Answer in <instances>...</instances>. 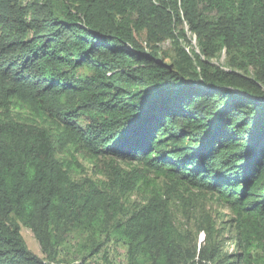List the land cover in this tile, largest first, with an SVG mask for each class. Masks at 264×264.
Instances as JSON below:
<instances>
[{"label":"trees","instance_id":"trees-1","mask_svg":"<svg viewBox=\"0 0 264 264\" xmlns=\"http://www.w3.org/2000/svg\"><path fill=\"white\" fill-rule=\"evenodd\" d=\"M109 244L125 264H264V0H0V264Z\"/></svg>","mask_w":264,"mask_h":264},{"label":"rangeland","instance_id":"rangeland-1","mask_svg":"<svg viewBox=\"0 0 264 264\" xmlns=\"http://www.w3.org/2000/svg\"><path fill=\"white\" fill-rule=\"evenodd\" d=\"M188 39L190 40V45L187 46L181 43L182 47L191 55V53L198 51L193 48L195 44L194 40L190 35H188ZM194 43V44H193ZM162 50L165 52L169 51L170 45L169 43H165L161 46ZM216 67L221 69H225V54L223 52L214 60L211 61ZM79 163L82 165V175L93 178L94 180H103V177L98 173L97 169H93L90 165L79 160ZM137 200V197L133 196L131 200ZM206 212L209 216L215 221L217 228H223V236L224 243L226 245V252L232 253L235 251V233L233 228L229 227L228 220H230L229 213L226 211L221 205L208 201L205 205ZM20 234L25 241L28 249L34 253L39 258L43 259V255L41 254L40 247L33 237L30 230L20 226ZM203 240V236L199 235L198 242ZM86 264H125V252L124 248L121 244H109L104 251L99 254L94 259L88 261Z\"/></svg>","mask_w":264,"mask_h":264},{"label":"bare ground","instance_id":"bare-ground-1","mask_svg":"<svg viewBox=\"0 0 264 264\" xmlns=\"http://www.w3.org/2000/svg\"><path fill=\"white\" fill-rule=\"evenodd\" d=\"M193 44H194V43H193ZM193 48H194V49H196V46H195V44L193 45Z\"/></svg>","mask_w":264,"mask_h":264}]
</instances>
